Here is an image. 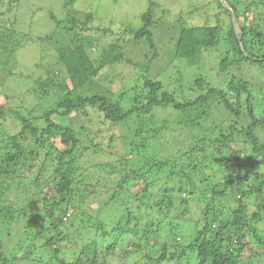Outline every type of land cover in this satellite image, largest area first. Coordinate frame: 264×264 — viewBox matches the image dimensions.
<instances>
[{
	"label": "trees",
	"instance_id": "obj_1",
	"mask_svg": "<svg viewBox=\"0 0 264 264\" xmlns=\"http://www.w3.org/2000/svg\"><path fill=\"white\" fill-rule=\"evenodd\" d=\"M10 1L6 3L9 11L12 9ZM71 1L68 2L71 4ZM226 1L239 23L241 38L236 37L233 27L223 32L219 25L178 24V33L173 41V50L168 54V62L183 59L191 64L200 63L203 53L216 49L221 41H226L229 48L221 58L220 70L227 72L230 68L240 69L242 64L259 65L257 76L264 81V76L260 77L262 72L264 75V15L262 23H241L240 18L247 19L244 12L247 8L242 11L233 7L229 0ZM251 2L255 4L256 0ZM0 5H5L4 0H0ZM219 5L222 6L221 3ZM150 6L141 16L143 25L135 31L129 30L133 33L132 43H149L152 55L143 65L145 72L151 69L152 63L159 56L151 31L154 22L152 7L155 8L156 4L153 2ZM85 16L87 21L93 19L91 13ZM51 17L54 18V15ZM68 21L70 26L66 30L75 36L77 31L73 28L79 22L74 17ZM84 24L81 22L80 28H85ZM1 29L4 33L8 30L5 26ZM8 32L11 37L16 35L14 30ZM10 38L0 40L4 44L2 48L6 50L0 54V65L2 60L6 62L8 53L20 46V42ZM122 47L125 48V44H108L95 64L82 45L59 44V64L64 65L70 85L65 81L56 85L62 93L58 94L55 104L43 109L41 115H36L34 111L24 115L20 110L0 106V119L11 114L20 123H14L20 127L18 132L0 139V185L7 180L29 179L30 188L33 189L32 193L26 191L19 209L0 206V221L10 222L14 218V210L17 215L15 221L21 229L18 236L17 233L13 235L17 236L13 256L6 250L1 252L3 243H0L1 264H12L13 261L29 256L25 245L29 238L32 243L38 242L42 223L36 214L32 215V204L48 188L53 192L52 195L48 194L49 190L46 192L45 198L51 203L45 214L50 220L51 231L53 229L56 234L45 238L43 244H34L37 256L32 260L39 264H110L114 259L125 258L135 252L141 264H253L259 257L252 248V240L256 247H264V241L258 233V226L264 225V136L262 138L258 134L259 129L264 135V110L261 115L255 112L251 82L232 75L222 81L219 87L198 77L194 84L199 86V92L191 97L180 75L177 79L171 77L174 84L166 87L160 80L147 75L140 85L134 79L127 83L117 73L115 80L112 79L113 84H128L120 94L127 95L131 105L123 107L119 100L107 95L109 92L105 93L96 79L105 66H113L123 60L131 64L124 56ZM52 82L51 79L36 81L43 93L48 91ZM33 91L41 98L38 90ZM81 91L84 93L81 94ZM214 106L226 113L225 125L219 128V135L212 138L206 134L189 133L195 122L209 117L210 107ZM88 108H94L102 117V122L108 124V145L118 146L120 150L115 160L92 163L91 168L100 174L89 170L90 155L99 151L107 155L114 152L101 149L100 144L94 143L93 139L83 143L79 134L87 133L85 125L79 124L74 128L52 119L54 115L64 117L72 113L86 116ZM130 122L133 125L129 130ZM183 130L187 131L184 135ZM159 145L170 148V154L162 156L157 149ZM225 148L231 151L230 157L225 156ZM217 170L223 172V181L217 183L215 188L220 190L221 195L237 184L242 187L237 197L238 207L232 210L231 218L222 219L218 213L212 212L210 205L213 197L207 199L200 191L198 196H202L201 202H204H197L201 217L193 225L189 239L184 243L178 230L186 227L182 220L187 218L190 198L197 196L193 176H201L207 181ZM112 174L119 176L113 179L110 177ZM138 181H143V184L132 192L130 186L139 184ZM245 184L248 185L246 189ZM156 188L158 191L153 192ZM132 195L138 197L135 209L122 208L116 224L110 230L107 229L100 211L120 200L125 205L127 203L123 199L128 202ZM250 197L256 200L252 210L243 203L244 198ZM176 201L185 206L180 212L172 208ZM139 203L145 204L149 211L144 215L150 216L142 228L133 226L138 222V215H143ZM69 214L72 216L68 221ZM76 217H80V224L73 232L74 244L61 245L64 235L60 225L68 221L73 226ZM199 223H203L201 229ZM162 230L167 231L166 239L158 241L159 245L155 248L150 236L159 237ZM209 233L213 235L207 236ZM112 235L115 241L109 243ZM127 235H134V238L126 246L117 243ZM80 238L83 241L79 243ZM104 243L107 245L104 246ZM66 248L73 251L72 261L59 257Z\"/></svg>",
	"mask_w": 264,
	"mask_h": 264
},
{
	"label": "rangeland",
	"instance_id": "obj_2",
	"mask_svg": "<svg viewBox=\"0 0 264 264\" xmlns=\"http://www.w3.org/2000/svg\"><path fill=\"white\" fill-rule=\"evenodd\" d=\"M9 1L10 0H4L5 5H0V13H2V16H0V40L7 39L8 37L10 38L11 35L8 30H14L16 35H13V38L11 37L10 39L20 42L18 43L20 46L14 49L13 52L8 53V59L6 62L2 60V65H0V106L6 109L20 110L24 115H28L29 111H34L36 115H41L43 109L55 104L56 100H58V94L62 93V91L57 90L56 85L63 81L70 85L64 65L61 63L59 64V53L57 49L59 44L62 46L82 45L86 48L90 59L95 63L100 58L99 56L102 50L105 49L108 44L121 43L123 45L125 44V48L122 47L121 50L124 52V56L131 61V64L123 60L122 63L114 64L113 66H105L99 71V75L96 79L97 82L102 85V89L105 93L109 92L110 94L107 93V95L115 100H119L123 107H129L131 105L128 96L120 94L128 86V81L134 79L137 84L140 85L143 83L145 75L160 80L166 87H172V84H174L172 80L177 79L176 77L180 75L191 97L196 96L197 92H199L197 90L199 86H195L194 84L196 78L203 77L214 86L220 87L222 86V81L228 80L232 75H235L237 77L241 76L249 79L252 84L250 88L252 89V102L255 112L261 115L264 110V81L257 76L260 69L259 65L248 66L242 64L240 69L230 68L227 72L220 70L219 63L221 58L226 52V49L229 48L226 45V41H221L216 49L203 53L204 57L200 63L191 64L183 59H172L170 63L168 62V54L170 55L173 50V41L176 38V33H178V24H184L185 26L219 25L222 27L223 32H226L227 28L233 27L231 11L225 8L223 5L224 2L221 0H73L71 4L68 2L69 0H18L10 1V3H12V9L10 11L7 9L8 6L6 5ZM251 1L252 0H229L233 7H237L242 11L247 8L244 11L247 19L242 20L240 18L239 21L241 23L243 21L249 22L252 25L262 23L264 0H256L255 4ZM153 2L156 4V7H152L154 22L151 31L153 33L154 45L159 56L152 63L151 69L145 72L143 65L146 64V61L152 55L149 43L146 41L132 43L133 33L129 30L135 31L143 25L141 16L148 11ZM220 3L222 6L219 5ZM15 5L16 8L14 7ZM86 13H91L93 15L91 21L86 20ZM51 15H54V18H52ZM70 17H74L76 22H79L76 23L73 28L77 31L75 36L72 32L66 30V27L69 25L68 19H70ZM81 22H85V28H80L82 27L80 26ZM2 26L8 29L5 30V33L1 29ZM3 43L6 44V42ZM127 44H130V46H127ZM2 46H4V44L0 42V54L6 51ZM117 73L120 74L122 80L127 82L124 83L125 85L116 86L113 84L112 79L118 76ZM262 74H260L261 78L264 76ZM108 78L111 79L108 80ZM47 79H51L53 82L49 84L48 91L43 93L36 81H46ZM131 85H133V83H131ZM107 88L110 91H108ZM33 90H38L41 98H39ZM83 93L84 92L81 91V94ZM121 95L122 97H120ZM87 112L88 114L86 116H78L76 113H72L64 117L54 115L52 119L59 124L73 126L74 128L79 124L85 125L87 133H84V135L79 134L83 143L93 139L94 143L100 144L101 149L114 152L115 155H107V153L103 151L90 155L88 168L91 172L98 174V170L91 168L93 166L92 163H105L115 160L117 154L120 155V150L118 146L108 145L110 128H108L107 123L102 122V117L99 116V112L94 108H88ZM225 114L226 113L217 106L210 107L208 113L209 117L198 120V123L195 122V124L190 127L189 133L193 135L201 133L209 135L212 138L217 137L219 135V128H224ZM229 118L233 117L229 116ZM30 120L39 123V121L33 120L32 118H30ZM17 121L14 120L11 114H7L5 118L0 119V139H5L8 134L18 132L20 127L17 125L20 123L18 119ZM14 123H17V125ZM132 125L133 122H130L128 125L129 130ZM122 131H124L123 128ZM184 133H187V131L183 130L182 135H184ZM258 134L263 138V132L259 129ZM181 138L183 139V137ZM237 140L241 141L240 138H237ZM157 149L161 152L162 156H167L170 152V148H167L166 145L165 147L159 145ZM230 152V150L224 149L226 157L231 156ZM124 158L126 159L128 156H124ZM18 172L19 170L17 173ZM15 175L16 173L14 177ZM118 176L119 174H112L110 177L114 179L118 178ZM193 179L197 188V196L193 195L190 198V209L186 215L187 218L184 217L182 220L185 222L186 227L178 230L184 243L189 239V233L193 229V225L201 217L197 204V202H201L202 199V196H198L200 191L204 193L203 195L207 197V199L213 197V202L210 205L211 209H213L212 212H216L222 219H226L228 217L231 218L232 210L238 207L237 197L242 190V187L237 184L221 195L220 190L218 188L215 189L216 184L223 181V172L221 170H217L215 175L207 181L203 180L201 176H193ZM28 180L29 179H18L15 181L12 180L11 182L8 180L1 182L0 206H11L16 210L19 209L20 206H22L20 202L23 200L26 191L29 190L30 193L33 192V189L30 188L31 183H29ZM138 183L139 184L130 186L132 192L136 191L143 184V181H138ZM247 187L248 185L245 184L244 189ZM48 190V194L52 195V189H45L43 194H39L37 201L32 204L34 209L32 215L34 216L36 214L42 223V233L39 236V240L38 242L35 241L32 243L29 238L25 244L29 256H24L21 260L13 261L12 264H37L38 262L32 260L37 256L34 253V244H43L45 238L56 234L53 229L51 231L49 227L50 220L46 218L47 215L45 214V210L51 203L50 200L45 198ZM154 191H158V189L156 188L153 192ZM186 196H188V194H186ZM197 197L199 199H195ZM136 198H138L136 195H132L128 202L123 199L127 204L124 205L122 200H120L117 201V204L111 203L110 206L100 211L102 216L101 219L104 221L107 229L110 230L113 225L116 224L122 212L120 211L122 208L131 207L135 209L137 204ZM250 198L251 199L244 198L243 203H246L249 209L252 210L255 208L256 200L253 197ZM201 203L204 204V202ZM139 205L142 208L140 213L143 215H138V222L133 226L142 228L149 220L150 216L144 215L149 211L145 204L139 203ZM116 207L118 210H116ZM184 207L185 206L179 203V201H176L172 206V208H176L179 212L184 209ZM13 213L14 218L11 219L10 222L5 221L4 223L0 221V243H3L1 252L6 250L10 256L14 254V244L18 234L21 233L20 224L15 221L17 215L14 210ZM32 215L28 217L34 220ZM71 216L72 214L67 216L68 221ZM68 221L60 225L64 235L60 244L71 246L75 241L73 232H75L77 225L80 224V217H76L73 226H70ZM202 225L203 223H199V229L202 228ZM258 227V233L261 235L260 238L264 241V225H259ZM16 233L17 236H13ZM166 234L167 231L162 230L159 237L155 235L150 236V241L155 248L158 247L160 241L162 242L166 239ZM212 235L213 234L210 235L209 233L207 236ZM113 236L114 235L109 237V243L115 241V237L113 238ZM133 238L134 235L123 236L117 243L126 246L127 242ZM82 241L81 238L78 240L79 243ZM53 244L57 245V242ZM106 245L107 244L104 243V246ZM12 246H14V248ZM252 248L259 257L253 264H264V247H256L254 240H252ZM152 251L155 252L156 250ZM59 257L64 258L66 261H72L74 259L72 249H63ZM44 259H48V257H44ZM119 259H114L110 264L142 263L137 257L136 252L132 255L129 254L125 256V258L119 257Z\"/></svg>",
	"mask_w": 264,
	"mask_h": 264
},
{
	"label": "water",
	"instance_id": "obj_3",
	"mask_svg": "<svg viewBox=\"0 0 264 264\" xmlns=\"http://www.w3.org/2000/svg\"><path fill=\"white\" fill-rule=\"evenodd\" d=\"M221 1L224 2L223 5L225 6V8H227V9H229L231 11V14H232V26H233V29H234V33H235L236 37L238 39H240L241 38L242 31H241V28L239 26V23H238L235 15H234L233 9H232V7L230 6V4L226 0H221ZM241 46H242V44H241ZM242 50H243V47H242Z\"/></svg>",
	"mask_w": 264,
	"mask_h": 264
}]
</instances>
